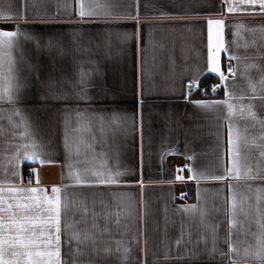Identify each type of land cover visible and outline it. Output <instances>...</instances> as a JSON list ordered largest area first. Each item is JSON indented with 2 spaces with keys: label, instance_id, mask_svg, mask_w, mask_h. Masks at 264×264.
<instances>
[{
  "label": "crops",
  "instance_id": "crops-1",
  "mask_svg": "<svg viewBox=\"0 0 264 264\" xmlns=\"http://www.w3.org/2000/svg\"><path fill=\"white\" fill-rule=\"evenodd\" d=\"M80 3L0 0V15L13 17L0 30L18 25L33 37H17L0 55V187H36L35 168L48 196L66 189L61 264H230L221 255L230 246L238 264H260L244 252L264 241V179L245 174L264 176V127L191 101H223L227 90L264 120V33L251 31L264 27V15L229 13L221 0H83L98 15L81 19ZM208 19L225 21L217 53L225 82L208 71ZM194 78L227 89L201 98L189 90ZM77 113L86 117L80 131ZM230 132L240 136L239 179L226 171ZM34 151L51 162L17 159ZM94 171L119 172V183H75L76 173L92 179ZM45 207L29 212L37 251L45 249ZM70 232L79 242L68 243Z\"/></svg>",
  "mask_w": 264,
  "mask_h": 264
},
{
  "label": "snow or ice",
  "instance_id": "snow-or-ice-1",
  "mask_svg": "<svg viewBox=\"0 0 264 264\" xmlns=\"http://www.w3.org/2000/svg\"><path fill=\"white\" fill-rule=\"evenodd\" d=\"M227 5L229 13H234L237 11H245L249 15H256L255 11L259 9V14L264 15V0H233L229 3V0H221V6ZM241 6H244L243 8ZM96 7H102V5L97 4ZM98 15L92 8L86 10L83 0H81L79 8V16L81 19L85 17H94ZM105 15H111V13H105ZM218 15H223V13H218ZM139 19L138 15L135 17ZM11 15H0V20H12ZM225 26V21L223 19H208V71L214 73L219 77L221 82L228 80L220 68L219 58L217 53L225 50L223 48L222 33ZM242 26V25H239ZM251 31H260L264 33V27L260 29H251ZM23 35L25 39H33L30 33L21 32L18 25L15 26L14 31L0 30V55L3 54L2 50L7 48L11 49L14 45V41L17 37ZM215 36V43H213V37ZM38 43V42H37ZM51 41L49 42V47H51ZM234 57H229L233 59ZM229 74L234 76L232 72V67L229 65ZM195 83V78L193 79V84ZM264 84V80L261 81ZM217 87H224L227 89V85L222 83L221 85L213 86V92L216 91ZM253 91H255V85H251ZM189 90H191V85H189ZM227 99L223 101L215 100H192L191 103L199 109H215L218 105L226 106L230 116L234 115L239 111L242 118L253 121L254 123H259L264 127V120H261L257 114L252 110L249 105L245 108L243 105H234L231 101L234 99H244V97H235L227 90L225 91ZM9 102H11V97H8ZM17 114H19L17 112ZM86 117L83 113H77V131H80L86 127L85 125ZM27 128L25 129V134H27ZM264 140V136L261 137ZM229 146L233 156V166L231 169H226L229 175L233 178H240V171L236 157L239 153L240 147V136L238 132H230L229 136ZM25 148L32 147L35 148L36 145H24ZM66 147H68L66 142ZM262 148L261 155L264 156V145H258ZM17 159L32 160L36 162L39 159L40 163H50L51 161L44 158L43 153H25L22 157L17 154ZM17 171L13 172L16 177L20 176L18 171L19 164L16 165ZM36 175V187H17L9 185L7 188L0 187V264H61V208H62V198L61 193L66 189L60 187H53L51 189V196H48L45 189L40 187V182L38 179V174L36 169L32 168L29 172V185L32 184V177ZM70 175H73L70 173ZM121 175L119 172H102L94 171L91 173L92 179L86 176H82L76 173L73 179L76 184H116L119 183L118 177ZM249 179H264V176H253L251 173L245 174ZM228 177L225 176H214V177H204L202 175L194 174L190 179H215L224 180ZM178 180H183V177L177 176ZM7 192L9 194L8 199L5 198L3 193ZM19 193H27L26 197L20 198ZM11 200L12 202H9ZM27 201V202H23ZM46 206L44 211L47 212V218L42 221L44 231L41 235L45 236L44 251H37L39 247L38 238L35 232V217L29 215L31 209L36 206ZM195 206H189L185 210L194 209ZM233 207H235V199L233 198ZM119 215V214H117ZM71 225H67L66 228H70ZM72 240L79 242V234L70 232L68 243L71 244ZM227 242V241H226ZM179 243V241L177 242ZM127 251V250H125ZM216 249L213 247L212 252ZM235 253L239 255L238 250L235 247H229L227 253H221L222 256L230 257V264H238L237 260L231 258V254ZM244 255L247 257L251 255L257 259L260 264H264V241L258 242L256 249L253 251L251 249H245Z\"/></svg>",
  "mask_w": 264,
  "mask_h": 264
},
{
  "label": "built area",
  "instance_id": "built-area-1",
  "mask_svg": "<svg viewBox=\"0 0 264 264\" xmlns=\"http://www.w3.org/2000/svg\"><path fill=\"white\" fill-rule=\"evenodd\" d=\"M217 85H221V83H215L211 81H205L203 84L192 83L190 91L195 93L197 92L201 98L212 99L220 96L222 93V87H217L216 91L213 92V86ZM185 197L186 195H182L179 199L184 200Z\"/></svg>",
  "mask_w": 264,
  "mask_h": 264
}]
</instances>
